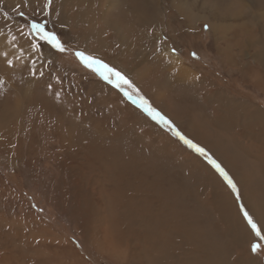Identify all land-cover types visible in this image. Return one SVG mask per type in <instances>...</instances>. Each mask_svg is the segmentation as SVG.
Segmentation results:
<instances>
[{
    "label": "rangeland",
    "instance_id": "374dc122",
    "mask_svg": "<svg viewBox=\"0 0 264 264\" xmlns=\"http://www.w3.org/2000/svg\"><path fill=\"white\" fill-rule=\"evenodd\" d=\"M106 1L70 0L63 22L58 7L60 0H52L46 9L43 8L46 0H0V264H143L137 255L141 252L140 246L126 252L125 241L137 244L143 237L141 227L146 224L147 215L145 212L143 216L141 211L145 210L146 201L153 209L150 217L158 216L160 208L170 204L160 201L163 195H158L159 191L177 183L180 186V182L189 193L185 194V186L182 192L178 191V204L191 199L190 209L196 215L201 211L207 215L206 223L213 228L211 232L222 247L226 264L243 263L246 257L249 261L245 264H264V240L256 237L247 225L241 208L250 210L242 205L234 175L219 159L221 153L229 158V163L242 167L241 161H247L246 156L226 138L222 128H213L216 126L209 119L215 116L217 124L224 107L230 106L235 109L232 122L239 127L243 124V118L236 116L239 108L243 115L250 116L252 107L264 113V71L257 65L256 73L247 77L240 70L250 64L242 63V66L238 57L232 58L234 67L238 68L230 70L231 66L223 64L222 55L216 51L220 36L211 33L206 20L194 18L200 13L212 21L219 15L217 11L224 9L228 16L232 8L243 16L254 14L250 24L245 18L235 24L231 19L226 20L231 24L226 33L238 35L237 39L243 41L249 35L257 37L264 30V0H184L188 6L184 14L180 8L183 0H145L144 3L143 0H117V3L110 0L109 6L119 7L109 9ZM149 1L154 3L153 10ZM242 1L245 7L240 5ZM151 11L156 14L154 18ZM256 14L263 15L261 21L254 20ZM219 19L220 15L216 21ZM33 20L45 23L46 30L55 32L67 51L60 53L37 40L31 30ZM116 21L131 41L137 37L145 42L143 64H124L119 60ZM33 42L40 47L33 50ZM3 44L7 45L5 49ZM158 44L179 59L177 67L186 65L192 71L197 87H184L174 80L177 73H171L168 64L163 60L158 64L156 56H162ZM98 45L106 49L101 50V55L86 48L95 49ZM76 51L103 61L132 80L134 88L124 85L132 99L102 79L98 72L86 68L75 56ZM245 58L253 59L252 54H246L243 61ZM157 64L172 77L166 76V70L160 73ZM139 70L140 75L133 77L132 73ZM257 78L263 87L257 85ZM214 95L222 102L213 99ZM226 95L240 102L231 101V106ZM138 97L147 100L176 130L202 147L228 174L237 191L229 187L208 157L189 147L171 128L138 106ZM155 97L162 100L161 107L157 106ZM164 111L177 120H172ZM138 119L142 120L143 129L135 126L130 131L132 120ZM149 127L157 131L156 135ZM212 147L220 153L214 154ZM243 169V173L239 172L243 176L254 177ZM157 176L161 177V183L156 180ZM121 180H125L123 184ZM150 182L157 185L149 187ZM221 185L231 192L244 223L243 227L239 225L244 229L240 238L242 249L241 245L239 248L233 245L239 226L225 220L220 213ZM254 187V184L252 188L245 185L250 196L254 194ZM261 189L259 186L257 191ZM148 196L151 201L147 200ZM252 196L250 202H253ZM226 197L230 205L231 196ZM230 210L236 211L234 207ZM96 217L99 223L94 222ZM199 218L203 219L200 215ZM195 231L205 236L203 229L195 228ZM108 239L118 245L109 242L107 245ZM252 243L261 244L259 254L250 252ZM191 249H178L176 255H189L172 261L200 264V257L193 250L196 248Z\"/></svg>",
    "mask_w": 264,
    "mask_h": 264
},
{
    "label": "bare ground",
    "instance_id": "6f19581e",
    "mask_svg": "<svg viewBox=\"0 0 264 264\" xmlns=\"http://www.w3.org/2000/svg\"><path fill=\"white\" fill-rule=\"evenodd\" d=\"M69 1L70 0H60V3L58 5V7L61 10V21H63V22L65 21L64 17L66 15V9H68V7H69V5H68ZM80 2L85 3L86 0H80ZM106 2H107L106 8H108V7H116V8L119 7L117 4L109 6L110 0H107ZM115 2L117 3V0H115ZM152 2L149 1V3H148L150 8L152 6H153L152 8H154V3H152ZM150 4H152V5H150ZM241 4L245 7L243 1H242V3H240V5ZM146 6H147V4H146ZM187 7H188L187 3L184 4V0H183V3H180V8H181L182 14H184L188 11ZM152 8H151V10H153ZM230 9L231 8H229V10ZM107 11L108 10L106 9V12ZM224 11H225L224 9L221 12L217 11L220 15V19L218 22L216 21V18L219 16L218 14L214 17V19L212 21L209 20L208 16H206L205 14H200V13L194 15V18L197 20H203V19L206 20L211 27V33L215 36H217V35L220 36L218 39V43L216 42L218 44L216 51H217V53L222 55L221 56L222 57V63L225 65L231 66L230 70L233 71V68H236V69L238 68V67H234V64L232 62L233 57H238L237 61L239 62V64H241V65H242V63H244V64L249 63L250 64L249 67H247V69H245V67H241L242 69L240 70L241 73L247 74L248 75L247 77H249L250 74L253 73L254 71H255L254 73H256L257 65L260 67V69H262V71H264V30L261 27V22H260L259 27H261L260 29H262V31L261 32L259 31L260 34L257 36L258 38L255 37L256 34L253 36L249 35L248 39L242 41L240 39H237V38H239L238 35L237 36H234V35L229 36L226 33V30H229L230 26H231V24H229V25L227 24L226 20L230 21V19H231L233 21V23L235 24L236 22L240 21V19L243 20L245 18L244 20H247L248 23L250 24L253 21L254 14L250 17L243 16L241 14H237L236 10H234L232 8V11L227 16L226 15L227 13L225 14ZM155 12H157V10ZM131 13H133V12H131ZM106 14H108V12ZM150 15L153 18H154V15L156 16V14H154V12L152 13V11H151ZM185 15L188 17L190 14H185ZM190 17H191V15H190ZM261 17H263L262 14H260V15L256 14V18L254 20L261 21V19H262ZM118 22L116 21V25L118 27L114 28V30L116 31L115 34H117V36L119 38V42H120L119 49L116 53L118 55V57L120 58L119 60L121 61V63H124V64H126V63L127 64L133 63V65L143 64V62L146 61L145 55L142 54V51H143L142 46H144L145 42H142V40L137 38V37L133 38L131 41V37L129 35L127 36V34H124L122 32V29L120 28V23H118ZM110 23L112 26L113 22H110ZM142 23L143 22H141V24ZM149 24L150 23H148V25ZM243 25H245V23L241 24L240 27H242ZM236 27L238 28L237 24H236ZM159 34H160V32H159ZM234 39H237V40L234 41ZM141 43H143V45ZM158 45H160V44H158ZM2 46L4 47V49L7 47L6 44H3ZM86 48L90 49L89 52L99 54V55L102 54L101 50L105 49V47L102 48V45H101V47H99V45H98V47L95 48L96 50L94 49V47L92 48V47L86 46ZM91 50H93V51H91ZM158 50H160L161 51L160 54H162V56H161L162 58L159 55L156 56V57H158V58H156V60L158 61V64H160L161 60H163L166 64H168V66H170L171 73H177V77H174L175 78L174 80L179 81L180 84L184 85V87L187 85L197 87V83L194 80V75L192 74V71H190L188 69V67L186 65H181V67L180 66L177 67L176 63L179 62L178 58H175L173 55L169 54L161 45L159 46ZM246 54H252L253 59L252 60L249 59L250 61H248L247 58H245L243 61L242 58H244V56ZM126 58H128V59H126ZM251 61H252V63H250ZM117 63H118L117 65L119 66L120 62L118 61ZM158 64L156 66L159 68V72H160V70L161 71H163V70L167 71V69L162 68ZM136 66H138V65H136ZM117 68L120 69V67H117ZM121 71L128 72L127 70H121ZM135 72L137 74L132 73L133 77L140 75V70L135 71ZM127 74H129V76H131L130 72ZM166 74H167L166 76H168L169 71H167ZM171 75H173V74H171ZM260 75H262V74H260ZM133 77H132V79H133ZM163 77L165 79V76H163ZM171 77L172 76H170V78ZM165 81H166V79H165ZM165 81H163L164 84L167 83ZM256 81H257L258 86L262 85L260 78H257ZM252 83H254V81ZM188 87L186 89H188ZM262 87H263V85H262ZM191 90H193V89H191ZM263 93H264V91H263ZM217 95H214L213 99H216V98L220 99L217 97ZM157 98L155 97L154 100L156 101ZM227 98H228V100H230V101H228L229 104L231 103V101L233 103L234 102H240L236 98L231 99L228 96H227ZM217 99H216V101H217ZM158 100H159V102H158ZM158 100H157V106L161 107L160 103L162 100L160 101V98H158ZM220 101L222 102L221 99H220ZM217 104L219 106L218 102H217ZM224 108H225L223 110L224 114L219 119L217 124L215 123L216 122L215 116L211 115V117L209 118L212 122L211 124L213 125V123H214V125L216 126L213 128H222L226 134V138L231 139V141L235 144V146L241 149V153L245 154L246 159H247V161H245V160L241 161V164L243 165L242 167L245 169L246 174L249 173L248 175L251 174V176L253 174L254 177L253 178L251 177L250 179H248L247 177L243 176V174H241V173H243L242 167L235 165L236 166V168H235V166L233 164L229 163V161H228L229 158L223 157L218 149L212 147L211 150L214 154H217V152L220 153L219 159L222 160L221 162L225 165V168L230 172V174L234 175V176L233 175L232 176H233L236 184L239 187V195H240V199L242 200V205H244L245 208L247 207L250 210L249 211L250 215H252L253 218L262 226V224H264V115H263L264 113H262L261 111H257L255 109H253V107H252V112H251L250 116H249V114L243 115L241 108H239V110L236 111V116L238 118H240V116H241V118H243L241 120V121H243V124L241 126L237 127L235 125L234 121L232 122L233 111L235 109L232 110V108L230 106H226ZM249 108H250V105H249ZM111 109H113V108H111ZM211 110H213V109H211ZM249 111H251V109H249ZM119 112H121V111H119ZM165 112L166 111H164V113ZM165 114H167V113H165ZM129 116L130 115L128 113V117ZM126 121H127V119H126ZM132 125H133V127L130 129V131H133L135 129L134 128L135 126L143 129L141 127L142 126V120L141 119H138V121L132 120ZM230 128H232V130H230ZM149 129L151 130V132L153 131L154 134L156 135L157 131H155V129L153 127H149ZM162 137H164V136H162ZM132 144H135V143H132ZM136 144H140V143L136 142ZM190 158H192V157H190ZM245 165H247V166H245ZM238 168H241V171L238 170ZM251 168H252L253 172L251 171ZM109 169H110V167H109ZM117 169H118V167H117ZM126 169H127V167H126ZM126 169H125V172H126ZM129 171H132V170L129 169ZM239 172H241V173H239ZM113 176H114V174H113ZM119 176H121V170H120ZM123 176H124V174H123ZM109 178H110V175H109ZM160 178L157 176L156 180L161 183ZM121 181L123 184V181H125V180H121ZM119 183H121V182L119 181ZM170 183H168V184H170ZM247 184H249L251 188H252L253 184L256 185V188L254 187V189H253L254 194H253V196L251 195L252 201L254 203L250 202V198H251V196L249 194L250 192L246 191L249 189L245 188V185H247ZM152 185H153V182L148 183L149 187H151ZM156 185H157V182L153 186H156ZM128 186H129V184H128ZM128 186L126 185V187H128ZM163 186H165V185H163ZM184 186L185 185H183V183L180 182V186H179V183H177L173 187L169 186L167 190L164 189L163 191H159L158 195H160V194L163 195V196L160 195L161 196L160 201L163 203L165 202V204L167 203V201H169L170 204L169 205H163L160 208L161 209L160 214H157L158 216H156V217L154 216V218L150 217L151 216L150 215L151 210H153L151 208V205H149L147 201H146V203L144 202L145 203V210L141 211V213L144 212L143 216H145V212H146L147 217H144V218L145 219L147 218L146 219L147 221H146V224L143 227H141V230L143 232V237H141V239L138 240L137 244H133L131 242L126 243V241H125L126 252H127V249L128 250L132 249V251H134L137 248L136 246H140L141 252L137 253V255H139L141 257L143 264H161V262H162V264H177V263H174L175 261H172V259H175L176 257L179 256V255H176V253H175L176 251H178V249L181 251L183 249V247H185L186 249L196 248L193 250L197 253V254L195 253V255L200 257V264H226V260L224 258L225 256L222 252V247L219 246V243H218V240H217V237L215 236V234L211 232V231H213V228H212V226H210L211 224L209 225L208 223H206L208 221L206 219L207 215H205L204 212H202V211L196 215L193 211L194 209H190L191 204H189V203H191L192 201L191 202H189V201L191 199L189 201L183 199L185 201H183L182 205L178 204L176 195H177L178 191L182 192V188L184 189ZM259 186H261V188H262L261 192L257 191ZM185 188H186V186H185ZM221 190L223 192V195L220 196V195H218L219 194L218 193L217 195L219 197L215 196V197H218V199L220 201V205H219L221 208L220 213H222L224 215L225 220L231 221L232 223H235L236 225H238V226L240 225L243 227V225H244V223L242 222L243 220L241 221V217L239 216L240 213L238 212V210L236 208L237 206H235L236 202L235 201L233 202V196H232L231 192L224 185H221ZM127 191H131V190L128 188ZM186 191H187V188L185 189V192ZM187 193H189V190L185 194H187ZM142 194H144V193H142ZM227 194L229 196H231V200H232L231 204L232 205L231 204L229 205L228 199L226 197ZM158 195H157V197H158ZM124 198H125V196H124ZM146 198H147V200H150V201L152 200V198L149 196ZM127 201H128V199H127ZM128 202H130V201H128ZM233 203H234V206H233ZM252 203H253V205H252ZM128 206H129V203H128ZM230 206L234 207L236 209V211H234V212H233V210L231 211ZM97 213H95V215H97ZM152 213H154V211ZM118 214L116 216H118ZM193 214H195V216ZM199 215L203 219H200ZM102 220H104V218ZM98 221H99L98 217H96L94 219V222H98ZM146 225H147V227H146ZM156 225H158L160 227H158V226L155 227ZM240 226L238 227L239 228L238 233H235L233 236V239H234L233 245L236 248H239L241 245V249H242L243 244H241L242 242H241L240 238L242 236L241 232L244 229L243 228L240 229ZM157 228H160V229L162 228V230H160V229L157 230ZM195 228L196 229H198V228L203 229L202 233L205 236H202L201 234L196 233L197 231L194 232ZM262 228H263V226H262ZM192 234L194 236L191 237ZM116 237H118V235ZM111 239H113V237ZM115 240H116V238H115ZM106 242H107V245H108V242L111 244H114V246L118 245L117 243H113L110 239L106 240ZM197 247H198V249H197ZM170 251L173 253L171 255H167L168 252H170ZM184 254L186 256L189 255L186 253H184ZM185 255L184 256L180 255L178 257V259L185 257ZM166 256L168 258H170L171 260L166 258ZM197 256H195V257L198 258ZM248 256H249V254H248ZM125 258H127V257H125ZM186 258H188V257H186ZM246 259H244V262L248 263L249 260L247 257H246ZM242 260H243V258H242ZM239 262L240 261L236 262L235 264H245L244 262L243 263H239Z\"/></svg>",
    "mask_w": 264,
    "mask_h": 264
},
{
    "label": "snow or ice",
    "instance_id": "6c2138e0",
    "mask_svg": "<svg viewBox=\"0 0 264 264\" xmlns=\"http://www.w3.org/2000/svg\"><path fill=\"white\" fill-rule=\"evenodd\" d=\"M51 4L52 0H46V3H44L43 8H49ZM19 14L21 16H24L23 11H20ZM31 30L32 34L37 40L43 41L47 45H51L52 48L56 49L60 53H65L67 51V48L64 43L61 42L60 37L55 32L46 30L45 23H37L35 20H33L31 23ZM13 39H15V37ZM31 46L33 50L40 47V45L35 42H33ZM75 56L86 68L92 69L94 72H98L102 79L106 80L109 84H112L114 87L123 91L124 95L129 99H132L131 93L125 90L124 85H127L129 88H134V85L123 73H121L114 67H110L103 61H100L92 56H86L85 53L81 51H76ZM9 64H11V61H9ZM33 74L35 75V73ZM138 106L143 108V110L146 111L154 120L162 122L163 124L171 128L174 135L179 137V139L182 140L189 147L193 148L201 155L208 157L207 152L202 147H199L198 145L194 144L191 140H188L184 135H182L178 130H176L175 127L172 125L171 121L167 120L166 117L161 115V113L154 109L149 104V102L143 97H138ZM208 159L209 162L213 165V167L216 168V170L220 172V174L225 178L229 187H231L234 192L237 191L236 185L232 182L231 178L224 171V169L215 160L211 159V157H208ZM237 198L239 199V196ZM241 211L243 212L244 219L247 222V225L250 227L251 232H253L256 237H259L260 240H264V228H262V226L256 220H254L253 216L250 215L248 211H245L243 208H241ZM260 251V243H252L250 245L251 253L259 254Z\"/></svg>",
    "mask_w": 264,
    "mask_h": 264
},
{
    "label": "crops",
    "instance_id": "0c3cea01",
    "mask_svg": "<svg viewBox=\"0 0 264 264\" xmlns=\"http://www.w3.org/2000/svg\"><path fill=\"white\" fill-rule=\"evenodd\" d=\"M144 1L145 0H143V3H144ZM142 14H144V13H142ZM132 81V80H131ZM144 93V92H143ZM144 95H147L146 93H144ZM148 96V95H147ZM167 113V115L172 119V120H177V119H175V118H173V117H171V115L170 114H168V112H166Z\"/></svg>",
    "mask_w": 264,
    "mask_h": 264
}]
</instances>
